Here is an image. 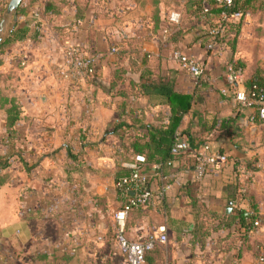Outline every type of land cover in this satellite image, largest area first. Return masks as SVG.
<instances>
[{"label": "crops", "instance_id": "0c3cea01", "mask_svg": "<svg viewBox=\"0 0 264 264\" xmlns=\"http://www.w3.org/2000/svg\"><path fill=\"white\" fill-rule=\"evenodd\" d=\"M201 2L208 7V0ZM190 4L22 0L16 24L5 8L4 34L21 27L29 32L0 54V73L10 76L0 89L21 109L13 134L0 110V155H10L12 175L0 186V264H126L113 218L126 197L115 181L137 156L133 144L144 153L161 148L163 137L153 130L170 125L169 94L191 96L174 136L191 147L209 141L229 161L201 179L189 153L144 164L153 199L128 213L125 236L143 239L165 225L167 242L157 247L156 264H247L239 226L220 227V221L248 208L237 194L233 159L256 149L261 125L247 121L252 111L240 109L224 79L231 50L206 48L203 33L213 19H189ZM171 12L180 14L179 24H168ZM70 44L97 57L94 76H55L54 64ZM175 50L200 61L204 75L180 69ZM227 118L242 128L246 146L223 127ZM166 184L170 188L159 196Z\"/></svg>", "mask_w": 264, "mask_h": 264}, {"label": "built area", "instance_id": "2783aa9c", "mask_svg": "<svg viewBox=\"0 0 264 264\" xmlns=\"http://www.w3.org/2000/svg\"><path fill=\"white\" fill-rule=\"evenodd\" d=\"M214 6L224 7V10L220 12L218 20H214L206 29L209 36L206 48L209 50L213 49L224 38L225 22L238 21L242 18L241 11L233 10L234 0H215ZM180 20L178 12H171L167 19L169 25L179 24ZM164 33L167 31L165 30ZM111 51H116V49L112 48ZM172 57L180 69L190 76L200 78L204 75V66L196 58L178 50L172 53ZM96 63V56L84 53L77 44H70L64 49L62 61L54 64L55 76L64 81L86 79L95 75ZM224 79L229 88L232 89L233 98L240 109L252 111L246 117L247 121L264 122V90L259 89L256 84L247 87L243 69L235 67L231 63L225 66ZM221 93L225 95L226 89H223ZM170 152L173 155L189 153L193 160V172L197 179H201L208 170L220 168L229 161L227 155L219 152L209 141L191 147L187 140L176 138ZM235 161L237 162L235 165L237 179L239 184L243 186L248 178V172L241 160L236 159ZM143 165L144 158L136 156L133 162L127 166L130 171L129 174L121 176L115 181V188L126 197L125 203L113 214L117 246L124 256L126 264H143L146 252L151 250L155 244L167 242L165 225L157 226L143 239L129 240L125 236V222L128 213L132 209L146 207L153 199V193L149 189V174ZM153 168L158 171L160 166L155 165ZM169 188L170 185L168 184L162 186L158 195L163 196ZM253 215L254 213L250 210H246L244 213L246 217ZM259 223L258 220L254 221V225Z\"/></svg>", "mask_w": 264, "mask_h": 264}, {"label": "trees", "instance_id": "16d2710c", "mask_svg": "<svg viewBox=\"0 0 264 264\" xmlns=\"http://www.w3.org/2000/svg\"><path fill=\"white\" fill-rule=\"evenodd\" d=\"M8 1L6 3H0V20L2 19V16L5 12V8L7 5ZM263 6L264 5V0H234V8L233 10H239L242 13V18L245 17V15L255 8L257 5ZM215 5V0H208V7L204 6L201 2V0H191V4L189 6V12H187L188 18L193 17L191 19H197L198 21L205 22L207 23H212L214 20H218L220 12L224 10V7H218L214 6ZM259 7V6H258ZM207 10V11H205ZM19 9L17 8L16 14H18ZM232 11V10H231ZM211 17V18H209ZM241 18V19H242ZM241 19L238 21H231V22H225V33H224V38L222 41L225 40L227 35L233 31V34L235 35L234 37H237V34L239 33L240 26H241ZM28 29L26 27H21L18 28L14 31H12L10 34L6 33L3 34L2 39L0 41V54L4 52V50L11 45L15 43L17 40H21L27 37L28 35ZM203 36L206 39V46L209 41V36L205 30L203 33ZM235 39L234 42H232L231 46V51L234 49V44H235ZM235 67H240L243 69V65L238 62H231ZM9 80L10 76L7 75L5 76L4 74L0 73V81L2 80ZM256 84L259 89L264 90V86L261 84V80L258 78L257 75H252V77L249 76V80L246 81V86L249 87L250 85ZM190 101H191V96L185 95V94H169L168 95V103L171 109V122L169 127L166 130H153V136H162L163 138L159 140V142L162 144L161 148L153 150V152H143L139 149H137V146L133 144L134 147V154L137 156H142L144 158V164H149V163H165L169 160H171L174 157H177L178 155H173L171 154L170 150L172 146L174 145L176 138L174 136V131L179 124L181 116L188 111L190 108ZM0 110H4L6 113V132L9 134L14 133V127L16 126L17 120L19 119L21 109L20 105L16 102L15 97L11 95H6L5 92L0 89ZM223 127L224 128H230L231 133H236L237 136L240 138V142L245 144V146L248 144V140L245 138V135L243 134V130L240 126H238L235 123V119L233 118H227L223 120ZM163 134V135H161ZM191 146V143H189ZM200 143H198L196 146H198ZM237 145V143H235ZM239 147V146H238ZM144 153V154H143ZM10 155L5 153L3 155H0V186H3L7 183L10 182L12 179L11 172H9V167H10ZM236 161L233 159V165L235 167ZM246 167V166H245ZM129 169L128 173L129 174ZM125 176V175H124ZM121 177V176H120ZM249 180V178H248ZM246 181L243 186L239 184L237 181V194H239L240 198H244L247 196L250 184L249 181ZM243 189V191H242ZM246 210H250L254 213L253 216L251 217H246L244 216V213ZM255 211V212H254ZM256 209L253 206H250V208L247 209H238L235 211V214H227L224 215L223 217L225 219L220 221V227H230L231 225H238L240 230L239 231V236L238 239L240 242L244 245V248L241 249L240 255H242L243 251L248 252L249 251V246L247 243L248 238L250 239L251 236L250 234L257 230L258 225H254V221L258 220L257 219V214H256ZM259 221V220H258ZM260 222V221H259ZM203 227V226H202ZM159 244H155L154 247L149 250L148 252L145 253L144 255V262L143 264H156L154 262L155 257L158 255L157 252V247Z\"/></svg>", "mask_w": 264, "mask_h": 264}, {"label": "rangeland", "instance_id": "374dc122", "mask_svg": "<svg viewBox=\"0 0 264 264\" xmlns=\"http://www.w3.org/2000/svg\"><path fill=\"white\" fill-rule=\"evenodd\" d=\"M249 13L248 18L241 19L237 37H234L232 31L218 45L223 51L228 50L230 52L231 44L234 42L232 40L237 38L235 39L234 50L230 52L233 55L231 59L226 60V63L240 62L243 65L247 80H249V76L257 75L264 86V5L261 7L260 5L255 6ZM260 125L261 135L256 139V149L246 150L244 151L245 157L238 158L246 166L249 178L247 180L250 184L247 196L244 199L248 202V208L250 206L255 207L257 219L260 221L257 230L253 231L250 234L251 238L247 240L249 246L247 264H264V122H261ZM232 158L230 157V159ZM237 192L239 193V191Z\"/></svg>", "mask_w": 264, "mask_h": 264}, {"label": "water", "instance_id": "95a60500", "mask_svg": "<svg viewBox=\"0 0 264 264\" xmlns=\"http://www.w3.org/2000/svg\"><path fill=\"white\" fill-rule=\"evenodd\" d=\"M22 0H9L7 7H6V13L7 14H11L12 15V20L14 22V24L17 23L18 21V16L16 14V10L18 8V6L20 5ZM6 28V18H2L0 21V41L2 39V36L4 34Z\"/></svg>", "mask_w": 264, "mask_h": 264}]
</instances>
